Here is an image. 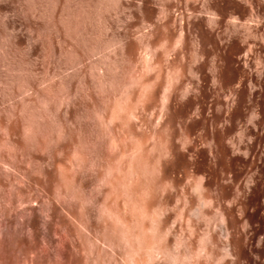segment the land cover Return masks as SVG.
<instances>
[{"label": "rangeland", "instance_id": "rangeland-1", "mask_svg": "<svg viewBox=\"0 0 264 264\" xmlns=\"http://www.w3.org/2000/svg\"><path fill=\"white\" fill-rule=\"evenodd\" d=\"M3 228L69 264H264V0H0Z\"/></svg>", "mask_w": 264, "mask_h": 264}, {"label": "bare ground", "instance_id": "bare-ground-1", "mask_svg": "<svg viewBox=\"0 0 264 264\" xmlns=\"http://www.w3.org/2000/svg\"><path fill=\"white\" fill-rule=\"evenodd\" d=\"M250 202H251V200H250ZM258 207H260V206H258ZM244 210H245V208H244ZM225 226H226V224H225ZM222 227H223L222 228L223 235L226 234L227 237L230 236V231L231 230L228 231L229 229H227V227H224V226H222ZM30 233H31V236L33 238L37 237V235L39 234V232H38L37 229H33ZM22 235H23V232L22 231L10 230L8 228L0 229V251L1 252H3V251L5 252V249H7V248L9 249V246L10 245L14 246L13 248H16V251L13 250L14 252L12 251V253H10V254L7 253V252H5L4 254H2L0 252L2 254V255L0 254V264H69L68 261H67V259H66V256H65L63 250H61L59 252V254H58L59 255V258L57 260L51 259V258H45V257H42V258L37 257L36 256V252L34 251V250L37 249V243H36V241L33 242V241L26 240V239L20 237ZM9 236H10V238H11V236H18V239L15 238L14 240H12V242H10L13 237L11 239H9ZM7 238H8L9 241L7 240ZM227 239H229V238H227ZM61 245H62L61 247L64 246L63 243ZM228 246H230V245H228ZM230 248H232V247L231 246L230 247H226V255H227V257H232L231 259L234 260V257L235 256L233 255V252H232L233 250H231ZM8 249H7V251H8ZM10 250H11V248H10ZM28 252L32 253L33 256H30L28 254ZM45 253L48 254L49 253V250L45 251ZM236 262H237V260H236Z\"/></svg>", "mask_w": 264, "mask_h": 264}]
</instances>
